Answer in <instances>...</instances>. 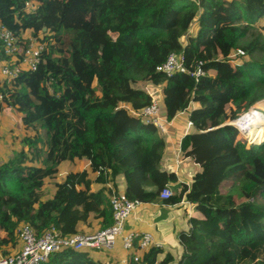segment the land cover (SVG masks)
Instances as JSON below:
<instances>
[{
    "label": "trees",
    "instance_id": "obj_1",
    "mask_svg": "<svg viewBox=\"0 0 264 264\" xmlns=\"http://www.w3.org/2000/svg\"><path fill=\"white\" fill-rule=\"evenodd\" d=\"M263 22L264 0H0V23L46 44L36 71L0 79V115L17 110L28 131L20 150L0 161V253L19 251L24 224L38 234L56 227L62 236L91 221L110 227L113 192L105 184L123 177L128 198L145 204L177 184L166 203L186 199L202 216L178 233L180 260L152 247L133 264H264V145L247 158L238 130L220 127L229 107L236 122L264 100V57L256 58L264 54ZM236 49L251 61L231 64ZM175 52L188 64L204 61L211 75L196 83L158 72ZM151 90L161 94L164 120L196 105L194 131L179 148L198 166L190 184L180 183L175 166L163 167L165 136L136 116L153 101ZM208 124L213 129L203 132ZM76 160L88 168L69 172L45 199L46 180ZM224 182L239 187L245 202L223 193ZM45 264L103 263L93 252L64 249Z\"/></svg>",
    "mask_w": 264,
    "mask_h": 264
},
{
    "label": "built area",
    "instance_id": "obj_2",
    "mask_svg": "<svg viewBox=\"0 0 264 264\" xmlns=\"http://www.w3.org/2000/svg\"><path fill=\"white\" fill-rule=\"evenodd\" d=\"M30 12L36 10L33 4H26ZM195 24H193L189 33L186 35L184 46L187 44V38L193 34ZM45 42L39 37L34 36L30 31H26L21 35H17L0 23V79L2 81L12 82L17 79L23 71H36L41 63V55L45 50ZM247 54L242 49L232 51L229 62L233 65H239L241 60L245 59ZM157 71L163 73L168 78L175 74L186 75L199 83L203 78L211 75L205 69V62L202 60H194L190 64L187 63L184 53H171L166 62L157 68ZM264 104V100L260 104ZM193 104L180 114L190 113ZM252 109L259 110L260 119L250 127L235 125L234 122L227 124L235 127L239 132V139L245 140V149L249 152L257 151L264 143V133L262 128L264 124V108L255 104L241 116L247 115ZM138 118L146 124L155 126L162 134L166 133L167 126L172 121H165L161 116V109L158 101L153 99L151 104L136 114ZM238 119V118H237ZM236 120V119H235ZM234 121V120H233ZM194 125L191 121L187 122L185 135L192 133ZM213 128L207 129V132ZM255 131V134H252ZM258 133L260 134L258 137ZM261 142L255 145V140ZM255 145V146H254ZM175 195L171 186L166 185L161 193V200H169ZM254 201V199H251ZM143 202L131 200L125 191L120 192L113 190L110 196V205L113 213V224L105 229H100L90 233H77L70 236H62L56 227H51L38 234L37 231L28 224H24L19 229V238L21 247L18 252L11 255H2L0 253V264H45L49 261L52 254L60 252L64 249H73L76 251L97 252L107 257L103 264H133L138 263L145 252L152 247H160L162 244L154 242V236L147 231L141 233L139 231H127V221L133 218L138 221L137 214ZM121 243L122 256L119 261H112L109 257L115 252L118 243Z\"/></svg>",
    "mask_w": 264,
    "mask_h": 264
},
{
    "label": "crops",
    "instance_id": "obj_3",
    "mask_svg": "<svg viewBox=\"0 0 264 264\" xmlns=\"http://www.w3.org/2000/svg\"><path fill=\"white\" fill-rule=\"evenodd\" d=\"M259 103L260 101L255 104H259ZM193 107L194 108L191 110H194L196 108V105L193 104ZM189 114L190 113H185V114L179 113L178 116L172 120L171 124L167 126L166 133L163 134L167 140L166 149L164 151L163 167L165 166V168H168L169 166H175L180 183H185V184L191 183L193 175L198 170V166L193 164L190 160L182 159L180 157V152H179L180 143L182 137L185 136V130H186L184 128L185 126L183 127L180 122L181 119L183 118L187 122L190 121ZM85 168H88V166L86 165ZM93 176H94L93 179L97 178L98 173L93 174ZM65 178L66 176H64L61 180L60 179L58 180L54 179V180H57L56 182H63ZM108 180H109L108 183L105 184L107 187L115 189L120 192L125 191L126 186L123 177L117 178L114 182H112L110 179ZM227 183L232 184L231 190L228 191L225 190L226 192H230L233 190V183L231 182H227ZM168 186H171L175 194L178 192L177 184H168ZM45 187L51 189L49 195L45 194V199H50L54 194L55 184ZM45 187H44V191H45ZM225 191L222 188V192L226 193ZM234 198L237 204L239 201L243 200V198L237 196H234ZM242 202H245V200H243ZM187 211L189 212V215L186 217L185 213ZM137 217H139L138 221H134L133 218H130L127 221V231L135 230L141 233L147 231L151 232L154 236V242L156 244H162V246L158 248H162L166 252H170L171 254H173L176 258V261L180 260V257H178V255H182V251H183V248L179 243L178 233L181 231H186L190 228L189 220L191 218L194 217L202 218L201 214L195 210V205L190 204L186 199H183V201L179 204L169 205L166 203V200H161L160 198L150 204L144 203L143 206L140 207ZM91 223H92V227H88L86 225L80 224L79 233H90L100 230V225H98L97 222L91 221ZM181 227H183V230H181ZM187 227L189 228L186 229ZM122 256H124V252L122 251V246L121 243L119 242L115 252H113L109 258L112 261H119V259ZM100 257L101 259L98 260H100L102 263H104L107 259V257L102 255H100Z\"/></svg>",
    "mask_w": 264,
    "mask_h": 264
},
{
    "label": "rangeland",
    "instance_id": "obj_4",
    "mask_svg": "<svg viewBox=\"0 0 264 264\" xmlns=\"http://www.w3.org/2000/svg\"><path fill=\"white\" fill-rule=\"evenodd\" d=\"M258 28H259V25H258ZM61 34L62 35L64 34V30H62ZM263 36H264V30H263ZM42 38H44V37H42ZM185 38H186V36L182 39V41H185ZM262 57H264L263 53H259L256 55V58H258V59H261ZM245 60L251 61V59L249 58V55H247V57L245 59L241 60V63L244 62ZM234 66H236V65H234ZM148 87L152 89V86H148ZM151 91H152L151 93L153 95V99L158 101V103L160 104L159 100H161V94H157V91H155V92H153V90H151ZM156 95H158V97H156ZM258 106H260L261 108L262 107L264 108L263 103H261V104L259 103ZM232 109H234V106H231L227 109V115L229 116V118H230V115L232 114V112H231ZM10 110L11 111H7V112L0 115V161H4V160L8 159L14 153H16L17 151L20 150V148H21L20 140L25 136L26 133H28V131L25 130V128L22 126V124L20 122V114L18 113V111L15 109H10ZM227 115L220 119V123L222 125H226L228 122L233 121L232 119H229ZM162 117H163V115H162ZM239 117H240V115L238 116V118ZM259 119H260V117H259ZM257 120H258V118L256 119V122H257ZM260 122H262V121H260ZM180 123L183 127L185 126L184 128L186 129L187 121L184 118L181 119ZM254 123H255L254 121L250 120L249 126L253 125ZM211 126H212L211 124H208L209 128ZM241 128H243V127L241 126ZM262 130H264V128H262ZM261 133H263V131H261L260 134ZM252 134H255V132H253ZM260 134L258 133V137ZM258 137L256 138L257 140H258ZM238 140H239V136H238ZM238 140H237V142H239L238 145H239V148L242 152V155L248 158V156L252 155V154H249L250 152L245 149V140H241V142H240V140L239 141ZM257 143H258V141L255 142V144H257ZM263 145H264V143L261 145V147ZM85 166H86V164L82 161H79V160H76L72 163H69V162L63 163L60 166L59 174L54 179H57V180L60 179L61 180L64 176L67 175V173L72 172V171L73 172L74 171H80L81 169H84ZM92 177H94V176L92 175ZM54 179L46 180L45 186L54 185L57 181ZM222 188L224 191L225 190H227V191L231 190L232 184L224 182V185ZM50 190L51 189L45 187V191H46L45 194L49 195ZM111 190L113 192L114 189L111 188ZM231 192L233 193L234 196L241 197L239 187L236 186V188H233V190ZM242 201H239L238 204H242L243 203ZM261 202L264 203V200L261 199ZM256 204H259V202H257ZM188 215H189V212L187 211L185 213V216L187 217ZM188 228L189 227H187L186 229H188ZM181 230H183V227H181ZM99 254L100 253H97V252L93 253V255L96 259H101V257H100L101 254L100 255ZM181 256L182 255H178V257H180V258H181Z\"/></svg>",
    "mask_w": 264,
    "mask_h": 264
},
{
    "label": "bare ground",
    "instance_id": "obj_5",
    "mask_svg": "<svg viewBox=\"0 0 264 264\" xmlns=\"http://www.w3.org/2000/svg\"><path fill=\"white\" fill-rule=\"evenodd\" d=\"M259 117H261L260 111L259 112H256L255 109L254 110L252 109V111L248 112L247 115L242 116L241 118H239L238 120H236V122H234V123H235V125H238L240 127L241 126H246V125H249L250 120L251 121H254L256 123V119L257 118L259 119ZM262 119H264V118H262ZM261 123H264V121H262ZM253 132H255V131H252V133ZM263 136H264V134H263ZM257 141H258V143L255 144V145H258L261 142L260 140H257L256 139L255 142H257Z\"/></svg>",
    "mask_w": 264,
    "mask_h": 264
},
{
    "label": "water",
    "instance_id": "obj_6",
    "mask_svg": "<svg viewBox=\"0 0 264 264\" xmlns=\"http://www.w3.org/2000/svg\"><path fill=\"white\" fill-rule=\"evenodd\" d=\"M227 125H229V124H226V125H222V126H220V127H223V126H227Z\"/></svg>",
    "mask_w": 264,
    "mask_h": 264
}]
</instances>
